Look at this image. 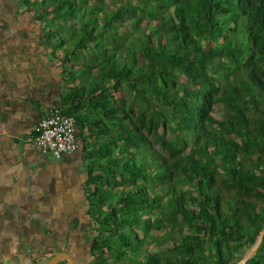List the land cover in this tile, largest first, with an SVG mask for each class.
Masks as SVG:
<instances>
[{"label":"trees","instance_id":"16d2710c","mask_svg":"<svg viewBox=\"0 0 264 264\" xmlns=\"http://www.w3.org/2000/svg\"><path fill=\"white\" fill-rule=\"evenodd\" d=\"M19 1L77 121L88 264L240 261L264 228V0Z\"/></svg>","mask_w":264,"mask_h":264},{"label":"crops","instance_id":"0c3cea01","mask_svg":"<svg viewBox=\"0 0 264 264\" xmlns=\"http://www.w3.org/2000/svg\"><path fill=\"white\" fill-rule=\"evenodd\" d=\"M9 18L8 2H0V264H47L86 237L87 174L83 153L54 162L34 143L36 124L58 100L62 80L57 63L43 59L35 38L40 28L27 36L25 24Z\"/></svg>","mask_w":264,"mask_h":264},{"label":"built area","instance_id":"2783aa9c","mask_svg":"<svg viewBox=\"0 0 264 264\" xmlns=\"http://www.w3.org/2000/svg\"><path fill=\"white\" fill-rule=\"evenodd\" d=\"M76 118L51 106L35 127L32 137L43 154L61 158L76 153L80 148Z\"/></svg>","mask_w":264,"mask_h":264},{"label":"rangeland","instance_id":"374dc122","mask_svg":"<svg viewBox=\"0 0 264 264\" xmlns=\"http://www.w3.org/2000/svg\"><path fill=\"white\" fill-rule=\"evenodd\" d=\"M0 2H4V4L6 2H8V6L10 7V18H9V22L11 23H22L25 24L26 29H27V36L29 33H31L29 30L33 27V26H37L36 23V19L33 16V14L26 9L25 7L21 6L20 1L19 0H3ZM7 6V4H6ZM36 32H38L36 30ZM42 34V32H41ZM42 37V36H41ZM41 37L39 35H36V39H41ZM43 39V38H42ZM41 39V42H42ZM36 41V40H35ZM41 49L44 51H49L47 49L46 46V42L41 43ZM47 57L43 56V59H45ZM57 68V67H56ZM57 70L59 71V68H57ZM62 80L61 76L58 74V82H60ZM51 158L54 162H56L57 160H59L58 158H56L55 156L51 155ZM88 221H90V218L87 219ZM89 226V225H88ZM88 229L85 228V231L83 234L86 237H79L76 238L74 240H72L71 244L68 245L65 249L69 248L71 250V253L73 255L76 256V258L78 259V263L79 264H88V260L90 257V252H89V246H90V242H88V238L89 236H91L92 234L90 232L87 231ZM61 264V262H60Z\"/></svg>","mask_w":264,"mask_h":264},{"label":"water","instance_id":"95a60500","mask_svg":"<svg viewBox=\"0 0 264 264\" xmlns=\"http://www.w3.org/2000/svg\"><path fill=\"white\" fill-rule=\"evenodd\" d=\"M264 238V228L259 233V236L255 242V244L246 252L244 257L238 261L236 264H246L249 259L254 255V253L258 250L260 244L262 243ZM67 260L70 264H78L77 259L68 251H62L53 256L47 264H59L61 261Z\"/></svg>","mask_w":264,"mask_h":264},{"label":"flooded vegetation","instance_id":"af4514ba","mask_svg":"<svg viewBox=\"0 0 264 264\" xmlns=\"http://www.w3.org/2000/svg\"><path fill=\"white\" fill-rule=\"evenodd\" d=\"M66 251H68V250H66ZM69 252V251H68ZM75 258H76V256H74ZM77 259V258H76Z\"/></svg>","mask_w":264,"mask_h":264}]
</instances>
